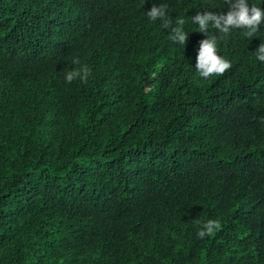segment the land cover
I'll use <instances>...</instances> for the list:
<instances>
[{
  "label": "trees",
  "instance_id": "trees-1",
  "mask_svg": "<svg viewBox=\"0 0 264 264\" xmlns=\"http://www.w3.org/2000/svg\"><path fill=\"white\" fill-rule=\"evenodd\" d=\"M205 11L229 4L0 0V264H264V24ZM213 36L232 67L204 79Z\"/></svg>",
  "mask_w": 264,
  "mask_h": 264
},
{
  "label": "clouds",
  "instance_id": "clouds-1",
  "mask_svg": "<svg viewBox=\"0 0 264 264\" xmlns=\"http://www.w3.org/2000/svg\"><path fill=\"white\" fill-rule=\"evenodd\" d=\"M229 4V11L226 15L215 14L213 12L205 11L203 13H197L193 17V22L199 25L200 32L207 36L209 24L217 29L220 33L227 35L232 29H246L245 35L253 37L258 31L259 26L264 24V10L260 7H249L247 0H227ZM149 18L153 21L159 19L163 20V27L168 28L171 26V21L166 17V6H155L147 12ZM179 25H183L184 21L181 19L178 21ZM173 40L186 44L188 35L182 30L181 27L172 28ZM223 39V36L220 37ZM257 59L264 62V44H261L257 50ZM74 63H78L77 59H74ZM232 67L230 61L224 59L217 53V38L203 39L200 42L198 55L196 57L195 68L200 77L207 79L213 75H223ZM89 75V69L87 67L82 70L70 71L66 74L65 79L68 83H71L74 79L79 77L80 79L87 81ZM220 224L218 221L209 220L202 226V230L199 231L198 236L203 238L206 235H212L215 229H218Z\"/></svg>",
  "mask_w": 264,
  "mask_h": 264
}]
</instances>
